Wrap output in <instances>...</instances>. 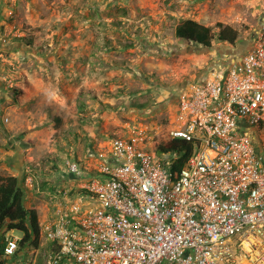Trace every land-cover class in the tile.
<instances>
[{"label":"rangeland","instance_id":"obj_1","mask_svg":"<svg viewBox=\"0 0 264 264\" xmlns=\"http://www.w3.org/2000/svg\"><path fill=\"white\" fill-rule=\"evenodd\" d=\"M263 15L264 0H0V175L21 159L28 195L48 214L53 195L83 183L65 158L93 169L89 151L140 131L157 156L182 92L252 42ZM187 18L230 25L238 40L181 44L174 30ZM45 247L41 234L11 261L41 264ZM229 264L249 263L238 254Z\"/></svg>","mask_w":264,"mask_h":264},{"label":"built area","instance_id":"obj_2","mask_svg":"<svg viewBox=\"0 0 264 264\" xmlns=\"http://www.w3.org/2000/svg\"><path fill=\"white\" fill-rule=\"evenodd\" d=\"M177 123L167 139L194 146L178 172L145 131L89 151L93 169L65 158L83 183L52 196L41 264H229L238 254L264 264V15L239 61L182 92ZM19 241L6 234L3 257Z\"/></svg>","mask_w":264,"mask_h":264},{"label":"trees","instance_id":"obj_3","mask_svg":"<svg viewBox=\"0 0 264 264\" xmlns=\"http://www.w3.org/2000/svg\"><path fill=\"white\" fill-rule=\"evenodd\" d=\"M175 38L181 44L194 43L210 48L214 41L234 45L239 37V31L230 26L216 23L213 27L206 26L194 19H183L175 27ZM158 152L170 153L175 156L173 171L178 172L193 152L192 142L182 139H167L155 144ZM16 176L0 175V264H14L19 252L26 247L38 248L41 242V225L36 208H26L25 192ZM11 231L21 233L19 249L12 257H3L4 239Z\"/></svg>","mask_w":264,"mask_h":264},{"label":"crops","instance_id":"obj_4","mask_svg":"<svg viewBox=\"0 0 264 264\" xmlns=\"http://www.w3.org/2000/svg\"><path fill=\"white\" fill-rule=\"evenodd\" d=\"M252 45V42H249L245 45V47L241 50V51H238V50H229V53L231 56L232 54V58L230 57L231 61H239L241 59V57L244 55V53L251 47ZM229 59V57H228ZM13 164L11 163H8L11 168V171H13L14 173L12 174H9V175H13V176H16L19 181L21 182L22 179L23 182H22V185H23V188H24V192H25V198H24V204L26 206V208H31V207H34L36 208L37 212H38V216H39V221L42 222L45 220L46 216H47V211L45 210V205H38L39 203H37L36 201V198L34 197L32 199V197H30V195H28V192H27V187H31L32 183L31 184H26L25 182V178L27 177L25 174V171H24V164L22 163V160L20 159L19 161H12ZM4 169V168H2ZM44 184V183H43Z\"/></svg>","mask_w":264,"mask_h":264}]
</instances>
